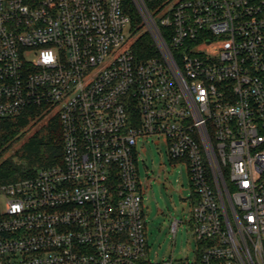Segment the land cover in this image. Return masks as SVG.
<instances>
[{
    "label": "built area",
    "instance_id": "1",
    "mask_svg": "<svg viewBox=\"0 0 264 264\" xmlns=\"http://www.w3.org/2000/svg\"><path fill=\"white\" fill-rule=\"evenodd\" d=\"M33 107L62 162L0 182V264H264V0H0V119ZM150 137L187 168L191 259L149 255Z\"/></svg>",
    "mask_w": 264,
    "mask_h": 264
},
{
    "label": "rangeland",
    "instance_id": "2",
    "mask_svg": "<svg viewBox=\"0 0 264 264\" xmlns=\"http://www.w3.org/2000/svg\"><path fill=\"white\" fill-rule=\"evenodd\" d=\"M163 1L170 4L172 0ZM135 38L129 39L128 44ZM53 116L54 113L49 112L35 119L19 143L0 156V163L8 159L29 136L47 125ZM144 142L141 150L140 145H137L140 153L138 173L149 255L157 261L169 258L191 259L195 249V241L191 238L188 224L191 206L182 196V191L190 187L187 168L168 158L163 142L154 137ZM174 220L180 221L175 236L171 232V223Z\"/></svg>",
    "mask_w": 264,
    "mask_h": 264
},
{
    "label": "trees",
    "instance_id": "3",
    "mask_svg": "<svg viewBox=\"0 0 264 264\" xmlns=\"http://www.w3.org/2000/svg\"><path fill=\"white\" fill-rule=\"evenodd\" d=\"M158 2L149 3L152 10ZM131 36L135 38L132 50L139 60L154 55L156 50L152 38L143 31L140 18L135 8H130ZM45 113L39 108H30L22 114L0 119V156L19 143L29 131L31 123ZM62 127L58 115L29 136L12 155L0 163V182L32 177L39 168L62 162L63 156Z\"/></svg>",
    "mask_w": 264,
    "mask_h": 264
},
{
    "label": "water",
    "instance_id": "4",
    "mask_svg": "<svg viewBox=\"0 0 264 264\" xmlns=\"http://www.w3.org/2000/svg\"><path fill=\"white\" fill-rule=\"evenodd\" d=\"M187 193H188V192H187L186 190H184V191L182 192V196H185Z\"/></svg>",
    "mask_w": 264,
    "mask_h": 264
},
{
    "label": "flooded vegetation",
    "instance_id": "5",
    "mask_svg": "<svg viewBox=\"0 0 264 264\" xmlns=\"http://www.w3.org/2000/svg\"><path fill=\"white\" fill-rule=\"evenodd\" d=\"M183 192V191H182Z\"/></svg>",
    "mask_w": 264,
    "mask_h": 264
}]
</instances>
